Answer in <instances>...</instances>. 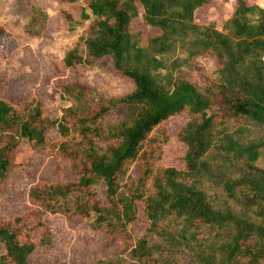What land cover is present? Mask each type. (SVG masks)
I'll return each mask as SVG.
<instances>
[{"label":"trees","instance_id":"16d2710c","mask_svg":"<svg viewBox=\"0 0 264 264\" xmlns=\"http://www.w3.org/2000/svg\"><path fill=\"white\" fill-rule=\"evenodd\" d=\"M234 1L215 23L195 19L210 0H85L78 17L99 36L92 49L106 55L132 88L114 97L95 96L85 109L64 108L56 119L42 113L25 84L0 79V185L17 165L14 154L21 140L36 154L56 151L72 174L67 181H34L26 190L29 208L0 218V264H29L36 248L50 244L55 214L67 220L92 217L96 230L118 245L91 264H164L147 232L164 233L159 224L170 218L184 219L178 236L193 264H264V166L259 162L264 137L244 141L240 124L264 123V8ZM61 13L69 20L67 12ZM45 23L46 14L31 5L22 29L39 36ZM134 24L159 30L150 41L154 54L181 53L167 80L158 77L159 63L131 41ZM9 36L0 26V51L16 56ZM200 59L208 60L226 84L205 78ZM63 63L70 66L71 57ZM59 88L60 97L71 89L87 91L79 84ZM117 106L125 107L127 116L105 130L99 122ZM172 117L183 119L177 133L181 169L157 165L168 138L163 123ZM47 129L56 131V141H47ZM105 137L115 142L102 146ZM208 156L232 162L237 173L208 172ZM206 173L238 213L212 206L195 181ZM99 182L105 204L97 200ZM139 210L148 228L135 236L131 225L139 220ZM217 237L223 243L215 254L208 246ZM119 254L123 257L111 258Z\"/></svg>","mask_w":264,"mask_h":264},{"label":"rangeland","instance_id":"374dc122","mask_svg":"<svg viewBox=\"0 0 264 264\" xmlns=\"http://www.w3.org/2000/svg\"><path fill=\"white\" fill-rule=\"evenodd\" d=\"M77 4L62 8L60 0H0V26L13 39L16 56L0 51V79L5 77L10 84L21 82L30 89L35 103L42 113L53 120L60 116L64 108L85 109L93 106L95 96L109 98L124 94L131 90L129 79L118 74L111 66L106 55L96 54L92 44L99 39L94 31L88 30V21L78 17L79 7L84 6L85 0H76ZM234 0H210L206 8H200L195 19L199 22H220L229 12ZM247 4L256 3L264 7V0H245ZM31 5L38 6L46 14L45 28L39 36L28 35L22 25L30 17ZM61 11L67 12L69 20L63 17ZM131 30V41H137L142 53L154 58L159 63L156 70L160 79L167 80L174 74L173 61L182 58L178 50L163 54H154L150 48L151 38L158 35L155 27L134 24ZM139 31V32H138ZM129 41V44L130 42ZM131 59L132 50H128ZM70 56L72 64L65 66L66 57ZM205 69V78L213 84H226L225 79H219L214 73L213 66L208 60L200 59ZM199 80L200 76L197 77ZM79 84L87 91L71 89L59 96L60 86ZM127 110L117 106L99 123L105 130L114 124L125 120ZM183 119L172 117L163 123L168 138L162 147L161 159L157 162L161 167H183V145L177 138V133ZM241 138L244 141L264 137V123L245 122ZM106 132V131H104ZM45 136L49 143L57 140L54 129H47ZM105 137L102 146L114 143L115 140ZM15 162L10 168L4 182L0 185V218L10 217L25 211L28 207L26 190L34 181L44 182L67 181L72 179L69 164L56 151L53 153L36 154L29 145L21 140L14 154ZM210 161L208 172H218L231 175L237 173L232 162L218 156H208ZM260 166H264V148L260 150ZM132 175L137 174L135 167L130 168ZM203 174L195 177L213 207L228 206L238 213L237 207L231 204L212 185L209 177ZM99 204H105L104 186L101 182L94 186ZM50 244L36 248L28 258L29 264H91L96 258L109 255L118 250V245L108 236L96 230L93 218L67 220L61 215H51ZM184 226V219L170 218L159 224L161 231L147 232L148 221L139 210V220L134 222L132 232L141 236L147 232L154 243L155 255L164 264H193L180 243L178 234ZM226 232H224L225 234ZM221 237L209 243V248L218 254L222 244ZM1 251V248H0ZM122 258L123 255L111 257Z\"/></svg>","mask_w":264,"mask_h":264},{"label":"crops","instance_id":"0c3cea01","mask_svg":"<svg viewBox=\"0 0 264 264\" xmlns=\"http://www.w3.org/2000/svg\"><path fill=\"white\" fill-rule=\"evenodd\" d=\"M60 2H62L64 4V6L62 8H68L70 7L72 4H77L76 0H60ZM264 8V7H263Z\"/></svg>","mask_w":264,"mask_h":264}]
</instances>
